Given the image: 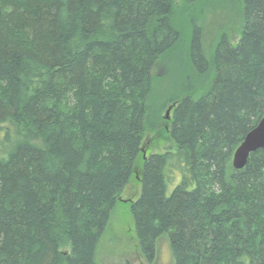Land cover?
<instances>
[{"label": "trees", "instance_id": "obj_1", "mask_svg": "<svg viewBox=\"0 0 264 264\" xmlns=\"http://www.w3.org/2000/svg\"><path fill=\"white\" fill-rule=\"evenodd\" d=\"M174 1L0 0V264L95 263L159 122L146 97L178 41ZM240 6L238 39L208 59L192 23L198 82L162 95L174 148L141 159L130 205L147 261L166 236L173 264H264V149L231 166L264 116V0Z\"/></svg>", "mask_w": 264, "mask_h": 264}, {"label": "rangeland", "instance_id": "obj_2", "mask_svg": "<svg viewBox=\"0 0 264 264\" xmlns=\"http://www.w3.org/2000/svg\"><path fill=\"white\" fill-rule=\"evenodd\" d=\"M240 13V0H196L189 4H183L180 0L174 1L172 21L178 31V41L165 57L156 62L150 73L151 80L146 97V104L159 105V122L155 129H146L143 132L141 151L132 176L110 211L107 226L97 246L94 264H173L166 236L157 239L150 261L142 255L137 244L130 205L140 194L141 159L174 148L168 133L171 111L165 116L166 110L172 105L162 104L161 98L162 95L167 96L183 88H192L198 82L186 55L192 23L200 28L203 53L208 59L222 35L231 42L238 39L242 23ZM201 87L205 88L204 85ZM68 250L66 246L61 247L63 253Z\"/></svg>", "mask_w": 264, "mask_h": 264}, {"label": "water", "instance_id": "obj_3", "mask_svg": "<svg viewBox=\"0 0 264 264\" xmlns=\"http://www.w3.org/2000/svg\"><path fill=\"white\" fill-rule=\"evenodd\" d=\"M170 109L171 107L167 109L166 117ZM258 149H264V116L246 133L235 149L231 160L232 168L235 170L242 169L246 165L249 155Z\"/></svg>", "mask_w": 264, "mask_h": 264}, {"label": "bare ground", "instance_id": "obj_4", "mask_svg": "<svg viewBox=\"0 0 264 264\" xmlns=\"http://www.w3.org/2000/svg\"><path fill=\"white\" fill-rule=\"evenodd\" d=\"M169 107H171V109H172V106H169ZM169 107H168V108H169ZM171 109H170L169 111H171ZM166 111H167V110H166ZM165 113H166V112H165ZM168 113H169V112H168ZM245 135H246V134H245ZM245 135H244V136H245ZM244 136H243V137H244ZM242 139H243V138H242ZM258 150H259V149H258ZM256 151H257V150H256ZM256 151H255V152H256ZM252 153H253V152H252Z\"/></svg>", "mask_w": 264, "mask_h": 264}]
</instances>
